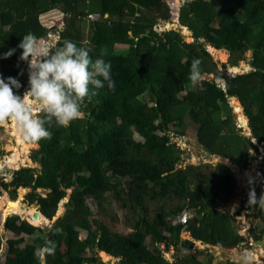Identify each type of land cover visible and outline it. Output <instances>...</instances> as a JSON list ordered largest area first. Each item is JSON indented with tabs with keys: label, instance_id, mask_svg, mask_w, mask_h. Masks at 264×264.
Masks as SVG:
<instances>
[{
	"label": "trees",
	"instance_id": "16d2710c",
	"mask_svg": "<svg viewBox=\"0 0 264 264\" xmlns=\"http://www.w3.org/2000/svg\"><path fill=\"white\" fill-rule=\"evenodd\" d=\"M52 10L65 16V28L54 46L68 39L90 47L94 60L110 63L115 87L110 90L105 83L82 106L83 118L68 127L53 122L49 126L52 138L41 140L32 155L41 170L35 173L21 167L14 171L10 185H4L48 189L46 197H37L41 213L48 219L55 216L67 189H72L69 203L79 213L84 196L100 198L112 190L118 197V178H127L134 186L126 190L128 199L133 197L141 206L144 195L153 201L173 193L184 201L175 210L162 209L152 220L139 218L127 235L112 232L103 223L92 231L84 220L78 222L86 230L84 239L71 224L60 238L54 233L58 219L48 238L37 237L22 247L18 245L24 236L44 229L18 216L9 217L6 229L18 236L9 240L12 264H41L38 253L48 244H54L55 253L44 255V264H103L94 254L98 251L119 258L118 264H168L148 239L166 242L168 248L177 250L194 246L193 240L182 237L183 232L217 247L233 248L245 242L234 226L236 215L220 210L236 190V177L222 163L183 166L184 152L167 133L173 120L183 118L184 108L195 109L197 121L193 122L205 150L248 166L251 138L236 133L232 114L219 120L213 116L229 104L230 97H237L249 117L252 138L264 144V0H188L180 6V25L189 28L196 41L202 38L209 46L228 50L232 66L253 50V71L235 77L225 75L198 41L185 43L179 32L154 30L157 19L170 18L166 0H0V76L18 79L22 84L19 94L28 87V65L20 59L18 45L28 33L38 39L47 36L50 30L39 17ZM92 16L97 18L90 19ZM117 45H128V49L118 51ZM9 49H15L14 53L3 58ZM101 50L106 54L101 56ZM195 59L201 61V76L214 75L204 76L197 86L189 79ZM216 79H222L224 86ZM145 94L152 105L142 100ZM135 134L141 140H135ZM2 154L0 148V157ZM185 210L193 212L186 225L168 219ZM255 216L264 222L263 206L255 210ZM263 234L261 230L257 237L262 239ZM60 239L64 250L55 244ZM202 252L179 257L175 264H204L198 257Z\"/></svg>",
	"mask_w": 264,
	"mask_h": 264
},
{
	"label": "rangeland",
	"instance_id": "374dc122",
	"mask_svg": "<svg viewBox=\"0 0 264 264\" xmlns=\"http://www.w3.org/2000/svg\"><path fill=\"white\" fill-rule=\"evenodd\" d=\"M168 8L175 7L174 19L171 21L157 19V24L154 27V30L161 33L165 31H176L179 32L183 38L185 43H194L189 42V35L185 32V27L180 25L178 20L179 17V9L180 6L184 3L183 0L179 2H169L166 1ZM171 15V12H170ZM64 15L57 10L49 11L39 17V21L47 28H49V33L47 34V39L42 40L47 42L50 45H55L59 39L60 32H63L65 28ZM96 16H92L90 19H95ZM87 21V20H85ZM84 21V22H85ZM164 22L163 27L160 26V23ZM85 27H87L85 25ZM169 27V28H168ZM131 35V34H129ZM191 36V39L194 41V38ZM42 39V38H41ZM84 39V37H83ZM88 40V38L86 39ZM84 39V41H86ZM209 51L213 57V60L217 63L218 68L227 76L233 77V73L231 72L232 57L229 54H226V57L222 60L220 56L213 53L212 48L206 43L202 45ZM118 51H127L128 45H117ZM212 51V52H211ZM225 55V54H224ZM252 61V51H248L245 54L243 60H241L240 65L242 71L247 73L250 69H253L251 66ZM243 74V73H241ZM205 77L213 78L214 75L204 74L200 76V79ZM201 81V80H200ZM216 82L223 84L222 79H216ZM199 83V82H198ZM198 83L193 84L195 86ZM27 87L24 88V90ZM23 94V93H22ZM21 94V95H22ZM184 93L178 95L181 98ZM142 100L148 102V105H152L149 100V95L145 94L142 97ZM229 104L224 105L220 112L214 114V119H224L228 115L232 114L234 124L236 125L237 134H240L244 137L251 138L253 142V146L249 150L247 154V162L249 163L247 167H244V164L237 165L231 162L229 159L220 157L217 155H211L209 152L205 150V148L199 143L197 137V128L194 126V121H197V117L195 116L197 110L184 108L183 118L181 120L175 119L173 120L170 126V132L167 135L170 137L171 142H174L177 146L183 150L184 154L182 156V160L180 164L186 166L188 164H199V163H210L213 165L221 164L224 165L231 173L236 177L238 184L236 190L231 198V200L226 204L220 207V210L235 214L236 221L234 222V226L238 231L245 230L243 234L246 239L252 242L253 247L251 245H247L246 248L250 249L251 252L255 253V258H260L259 264H264V234L262 235L263 245L255 242V239L251 237V231L255 229L257 232L264 230V222L255 216V210L260 207H264V180L262 178V173L264 171V145L262 143H256L257 141L252 138V132L249 127V122L247 127H243L240 123L239 115H236V111L232 104L231 97L228 99ZM239 104V101H238ZM177 109V108H176ZM182 113V112H181ZM242 113L245 116V110L242 107ZM175 114H180L175 111ZM248 120V119H247ZM15 125L12 122H9L6 127H0V148L3 151L2 156L0 157V199L6 194L10 200L20 199L22 205H25L24 208H35L37 211L41 212L40 205L37 203V197H46L49 194V190L45 188H36L32 187H23L18 189V187L14 188L13 186L6 187L4 184L10 185L13 180V174L10 172L12 170H19L21 167H29L33 169L35 173H38L41 170V165L38 162L33 161L32 155L39 148L38 144H31L27 150H22V146L17 144L16 136L14 133ZM181 133L182 135H179ZM249 134V135H247ZM135 140H141V138L135 134ZM251 142V143H252ZM34 145V146H33ZM256 148L259 149V152L256 151ZM16 149V150H15ZM22 151L20 154L18 151ZM16 154V162L14 167L11 165L14 160V153ZM261 163V164H260ZM179 164V165H180ZM240 167V168H239ZM249 172V175L245 174ZM252 173V174H251ZM261 173L259 176L258 174ZM242 175V177H241ZM244 175V176H243ZM252 177V178H250ZM121 180V185L116 188L119 191V196L117 197L112 190H109L107 193L103 194L100 198H96V196L87 195L84 196L83 204L81 205V212H77L74 205L69 203V197L72 192V189L66 190V196L59 202L56 210V214L53 219H49L47 222L43 219L42 222L33 226L44 229L35 231L30 236H24V242L19 244L18 246L22 247L25 243H34L36 238H48L54 231V224L59 219V224L57 225L54 233L55 236L62 238V236L67 233L68 228L67 224H71L70 226L73 229H76L79 232V236L81 239L86 237V230L79 227L78 222H82L84 220L87 221L88 226L92 231H95L99 223L105 224L107 228H109L112 232L127 235L132 231L135 222L142 217H146L150 220L154 219L158 212L162 209L165 210H175L184 200L177 197L176 194H169L163 199L157 198L156 200H150L147 195L143 196L142 206L139 205L133 197L132 200L128 199L127 189L132 188L135 189L132 184H128L127 178H118ZM245 181L248 184H243ZM6 189L7 192L4 193L3 190ZM155 190L158 191V187H155ZM250 192L255 193V197L257 202L252 205L249 204V194ZM34 195V200H31V196ZM249 206L246 208L245 205ZM86 209H88L89 213H85ZM247 210L245 220L241 219L242 213ZM193 213L190 211V215ZM18 216L20 220H26V217H23L19 214H9L6 217L3 216V211L0 208V264H12L11 260L14 259L12 255L8 254L9 249V240L17 239L18 236L14 235L13 232L6 229V222L9 217ZM168 219L173 220L175 217H170ZM28 222V221H27ZM30 222V221H29ZM28 222V223H29ZM31 223V222H30ZM190 238L187 232L182 233V237ZM191 239V238H190ZM150 246H156L159 251L164 255L168 264H175L179 257L194 255L197 251H203L202 255H198L199 259L202 260L206 253H210L213 257L216 256H226L225 251H218L213 246H207L200 242H195L192 249L187 250L184 247H180L179 250L174 249L173 247L168 248L166 242H154L152 243L150 239H148ZM58 248L64 250L61 239L55 243ZM234 251L236 256L239 255V250L236 247L230 248ZM94 253V251H93ZM88 255L90 252L87 253ZM97 255L98 260L103 264H118L117 259L103 257L102 252L94 253ZM232 255V253H229ZM241 254V253H240ZM197 255V254H196ZM233 256V255H232ZM263 256V257H262ZM41 257V264H44V256ZM262 257V258H261ZM253 258V257H252ZM206 261V258H205ZM214 261V260H213ZM212 261V264H213ZM245 262V261H244ZM250 262V261H249ZM223 262H221L222 264ZM90 264V263H86Z\"/></svg>",
	"mask_w": 264,
	"mask_h": 264
},
{
	"label": "clouds",
	"instance_id": "9594fccd",
	"mask_svg": "<svg viewBox=\"0 0 264 264\" xmlns=\"http://www.w3.org/2000/svg\"><path fill=\"white\" fill-rule=\"evenodd\" d=\"M18 47L22 49L20 59L28 65V87L21 95L18 90L22 84L18 79L0 76V127H6L9 122L14 123L17 134L27 143L38 144L41 140H50L52 132L49 126L53 122L58 126L68 127L72 121L83 118L82 106L96 97L97 90L105 87V83L110 90L115 87L110 63L102 58L94 60L90 47L78 46L68 39L57 47L39 40L32 33L23 36ZM14 51L15 49H9L3 54V58L10 57ZM105 54L101 50V56ZM200 64L199 59L193 60L191 64L189 79L193 84L200 81ZM248 202L252 205L257 202L254 192H250ZM185 211L190 213L189 210ZM261 240L256 238L254 243ZM248 241L246 239L242 244L246 245ZM249 242L253 247L252 242ZM249 252L253 262L259 264L260 258L256 259L255 253ZM54 253V244H48L38 255ZM115 259L119 261V258Z\"/></svg>",
	"mask_w": 264,
	"mask_h": 264
},
{
	"label": "bare ground",
	"instance_id": "6f19581e",
	"mask_svg": "<svg viewBox=\"0 0 264 264\" xmlns=\"http://www.w3.org/2000/svg\"><path fill=\"white\" fill-rule=\"evenodd\" d=\"M169 28V27H168ZM193 40L190 38V41L189 42H192ZM212 48V47H211ZM213 50V53L217 54L218 56L221 57V59L223 60L224 57H226V54L222 52V50L220 49H211ZM225 54V55H224ZM235 68V67H233ZM240 68L238 69H232L231 68V72L235 75L237 73V71H239ZM233 75V76H234ZM232 104L234 106V109L236 111V115L238 116L239 115V119H240V123L242 124V126L245 128L247 127L248 125V120L246 118V116L243 115L242 113V106H241V103L238 104V100L235 99V98H232ZM14 133H15V136H16V142L17 144L21 145L22 147V150H27V148H29V145L26 144L25 141L22 140V138L17 134V131H16V128H14ZM249 135V134H247ZM34 146V145H33ZM16 150V149H15ZM22 151H18V153L20 154ZM17 151H15L14 153V160L12 162V166L14 167L15 162H16V154H18ZM18 154V155H19ZM252 174V173H251ZM246 176L249 175V172L245 174ZM244 176V175H243ZM242 177V176H241ZM252 178V177H250ZM246 183V182H245ZM25 205H22L20 199H15V200H10L8 198V196L5 194L1 199H0V208L2 209L3 211V216L6 217L7 215L9 214H19L23 217H26V219L28 221H30L32 224H39L40 222H42V220L44 219L46 222L48 221L47 219H45L43 217L42 214H40L39 211H37L35 208L31 207V208H24ZM35 214V216H34ZM253 259V258H251Z\"/></svg>",
	"mask_w": 264,
	"mask_h": 264
},
{
	"label": "crops",
	"instance_id": "0c3cea01",
	"mask_svg": "<svg viewBox=\"0 0 264 264\" xmlns=\"http://www.w3.org/2000/svg\"><path fill=\"white\" fill-rule=\"evenodd\" d=\"M185 32L187 33V31L185 30ZM188 34V33H187ZM190 38V37H189ZM211 48V47H210ZM214 49V48H213ZM240 63L241 62H239L237 65H234L233 67H235V68H233L232 67V69H238V68H240V70L239 71H237V73L234 75V76H236L238 73H240L241 71H242V68H241V66H239L240 65ZM234 98V97H233ZM236 99V98H235ZM231 101H232V98H231ZM239 103H240V101H239ZM242 106V105H241ZM248 173V172H247ZM259 174H261V173H259ZM258 174V175H259ZM242 176V175H241ZM260 176V175H259ZM238 184V183H237ZM243 184H245V183H243ZM248 184V183H247ZM239 234H240V231H239ZM190 238L193 240V241H195L191 236H190ZM197 242V241H196ZM201 243V242H200ZM207 246H211V245H207ZM213 247H215L218 251H225V254L227 253V255L224 257V256H222V255H220V256H216V257H213V255L212 254H210V253H206L205 254V256H204V261H203V259H202V261L204 262V264H212V261H213V264H221V262H223L222 264H255L252 260H250V258H252V256H251V254H250V252H249V250L250 249H252V248H250V249H248V248H246L247 247V245H244V244H241V245H239V246H235L236 247V249H238L239 250V255L238 256H236L235 254H234V251L233 250H231L230 248H224V247H217V246H213ZM229 253H232V255L231 254H229ZM241 253V254H240ZM210 254V255H209ZM205 258H206V261H205ZM245 261V262H244ZM250 261V262H249Z\"/></svg>",
	"mask_w": 264,
	"mask_h": 264
},
{
	"label": "water",
	"instance_id": "95a60500",
	"mask_svg": "<svg viewBox=\"0 0 264 264\" xmlns=\"http://www.w3.org/2000/svg\"><path fill=\"white\" fill-rule=\"evenodd\" d=\"M166 1H169V2H179L180 0H166ZM184 2L185 1H188V0H183ZM170 12H171V15H170V20L172 21L173 19H174V13H175V7H171V9H170ZM163 25H164V22H161L160 23V26L161 27H163ZM185 29H186V31H187V33H189L190 35H192V31L189 29V28H187V27H185ZM155 30H157V29H155ZM47 39V36H45V37H43L42 39H39V40H46ZM201 45H205L207 42L204 40V39H202V38H199L198 40H197ZM195 39H194V41H192V42H197ZM210 47H212V46H210ZM212 48H214V47H212ZM214 49H216V48H214ZM220 50H222V52L223 53H225V54H229V51L228 50H226V49H220ZM251 51H253V50H251ZM212 52V51H211ZM250 71H253V69H250ZM245 72V71H244ZM243 71H241L240 73H238V74H241V73H244ZM237 74V75H238ZM233 75V74H232ZM236 75V76H237ZM233 77H235V76H233ZM224 85L222 84L221 85V87H223ZM231 98H233V97H231ZM234 98H236L238 101H240L237 97H234ZM241 103V102H240ZM243 107V106H242ZM243 109H244V107H243ZM245 110V109H244ZM245 116H246V118L248 119V122H249V117H248V115H247V113L245 112ZM257 142H259L258 140H256ZM240 168V167H239ZM13 172H14V170H12L10 173L11 174H13ZM14 175V174H13ZM245 184H247V183H245ZM3 192H7L6 190H3ZM249 205L248 204H246L245 205V207L247 208ZM248 211L247 210H245L243 213H242V215L240 216L241 217V219L242 220H245V218H246V213H247ZM40 214H41V212H40ZM34 216H35V214H34ZM44 217V216H43ZM45 218V217H44ZM245 233V230H243V231H240V235H243ZM254 235H256V233H254ZM258 243L259 244H263V241H258ZM250 260H252L253 261V259H251L250 258Z\"/></svg>",
	"mask_w": 264,
	"mask_h": 264
},
{
	"label": "built area",
	"instance_id": "2783aa9c",
	"mask_svg": "<svg viewBox=\"0 0 264 264\" xmlns=\"http://www.w3.org/2000/svg\"><path fill=\"white\" fill-rule=\"evenodd\" d=\"M189 218H191V215L188 211H184L181 215L178 216L177 219L173 220V224L181 223L186 225L188 223Z\"/></svg>",
	"mask_w": 264,
	"mask_h": 264
},
{
	"label": "flooded vegetation",
	"instance_id": "af4514ba",
	"mask_svg": "<svg viewBox=\"0 0 264 264\" xmlns=\"http://www.w3.org/2000/svg\"><path fill=\"white\" fill-rule=\"evenodd\" d=\"M252 231H253V230H252ZM252 231L250 232L251 234L253 233ZM254 231H255V230H254ZM256 232H257V231H256ZM257 233H258V232H257ZM253 234H254V233H253ZM253 234L251 235V237H253V238L255 239V241H256V238L259 239V238L257 237V234H256L255 236H254ZM247 245H250V242H249V241H248V244H247Z\"/></svg>",
	"mask_w": 264,
	"mask_h": 264
}]
</instances>
